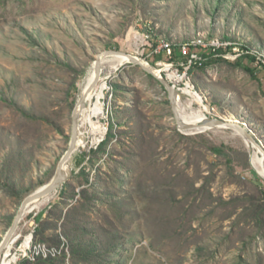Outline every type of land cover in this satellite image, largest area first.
<instances>
[{
    "label": "rangeland",
    "instance_id": "rangeland-1",
    "mask_svg": "<svg viewBox=\"0 0 264 264\" xmlns=\"http://www.w3.org/2000/svg\"><path fill=\"white\" fill-rule=\"evenodd\" d=\"M199 38L228 43L231 61L244 49L257 60L190 68L180 51ZM107 50L175 72L182 80L171 83L198 93L206 117L236 118L264 148V0H0V243L22 201L54 176L81 86ZM103 81L105 134L96 142L79 126L75 173L18 222L15 264H264V178L243 138L180 131L168 91L137 64ZM38 244L59 253L43 263Z\"/></svg>",
    "mask_w": 264,
    "mask_h": 264
},
{
    "label": "bare ground",
    "instance_id": "bare-ground-1",
    "mask_svg": "<svg viewBox=\"0 0 264 264\" xmlns=\"http://www.w3.org/2000/svg\"><path fill=\"white\" fill-rule=\"evenodd\" d=\"M111 59L112 60L110 62L114 65V67L111 69H108L106 71L103 70V72L100 76H99V74L97 75V73L95 72L94 66H93V69L88 73L86 79L84 80V82L81 86V92L79 95V98L81 97V95H85V97L87 98L80 108L79 126L86 123L90 127L89 133L91 135H93V139L96 142L102 140V138L105 134V130H106L104 125L101 123V120L104 116V107H103L102 99L104 97V93L106 90V83L103 81V79L111 76L113 74V72L116 69H118L119 66H121L123 63L129 62L130 56L125 55V54L112 55ZM168 78L173 80V81L182 80V77L179 76L178 74H176L175 72H170L168 74ZM182 95L187 96L186 101H182ZM176 99H177L179 114H180L181 120L183 122L190 123V124H198V123H201L204 121V119L206 117L205 112L207 113L208 106L207 105H199V104H201L202 99L198 93H196V92H194V91H192L186 87V88L181 89L180 92L179 91L177 92ZM93 100H94V102H93ZM194 103L198 104V106H199L198 109L192 108V105ZM226 120L238 122L237 119L234 117L227 118ZM196 131L202 132L205 130H203V128H200V129L194 130L192 132H188V133H194ZM235 133H236V135L241 136L238 132L235 131ZM243 141H244V144L249 149L252 150V152H251V164H252V166L257 171V173L264 178V157H263V154L250 141H247L244 138H243ZM81 146H82V133L79 132L76 150L71 156L70 165L74 164L76 156L80 153V147ZM46 197H44V198H46ZM44 198H42V199H44ZM39 202H40V200L34 202L33 204L36 206V204H38ZM10 240L7 242V245L4 249H7V247L9 246ZM30 242H31V235H28L21 245V250L27 251L30 247ZM16 261H17V257L15 255L10 256L9 250L7 249L4 253L3 258L0 261V264H15Z\"/></svg>",
    "mask_w": 264,
    "mask_h": 264
},
{
    "label": "water",
    "instance_id": "water-1",
    "mask_svg": "<svg viewBox=\"0 0 264 264\" xmlns=\"http://www.w3.org/2000/svg\"><path fill=\"white\" fill-rule=\"evenodd\" d=\"M125 54L130 56V61L134 64L141 66L147 73L155 77L168 91L170 103L172 105L173 113L175 115V120L177 123V127L182 132H192L194 130L203 128V130L213 129V128H228L238 132L245 140L250 141L258 150L263 154L264 157V148L261 143L256 139V137L252 134V132L248 129V127L240 122H234L231 120H226L222 118H209L205 117L204 121L198 124H190L185 123L181 120V116L178 110V104L176 95L178 90L175 88L174 84L171 83L170 79L166 75H162L160 70H157L155 67L151 66L147 62L143 61L141 58L132 55L130 53H126L119 50H107L103 51L97 56V59L94 63V69L97 75L99 76L103 72V68L101 67L102 57L109 56V55H121ZM87 98L85 95H81L78 98L75 107L72 113V134L69 143V147L66 153L61 158L57 169L55 171L54 176L52 179L39 189H37L32 194L28 195L21 203L18 212L16 213L13 222L7 231L5 237L0 243V258L3 249L6 247L7 242L11 239L15 229L18 225V222L21 220L25 212L27 211L28 207L36 201L41 200L42 198L52 194L53 192L57 191L59 187L67 183L74 175L76 166L70 165V160L72 154L76 150V145L79 137V117H80V108L83 105ZM197 132V131H196Z\"/></svg>",
    "mask_w": 264,
    "mask_h": 264
},
{
    "label": "trees",
    "instance_id": "trees-1",
    "mask_svg": "<svg viewBox=\"0 0 264 264\" xmlns=\"http://www.w3.org/2000/svg\"><path fill=\"white\" fill-rule=\"evenodd\" d=\"M229 51H231V47H228ZM198 49V50H197ZM197 50V51H196ZM196 51V52H195ZM226 50L223 48L218 49H212V48H202L200 46H194V45H188L187 46V52L186 54H182V51H180L181 55H186L189 60L191 59L192 54H196L199 58L198 59H192V61L189 63V67L193 64L205 66L211 63L215 62H228L233 64L234 66H242V60L248 59L251 62H254L257 60V57L247 52V49H244L241 53H238L236 58L231 61V58L225 56ZM187 60V59H186ZM260 66L262 69H264V61L262 59L258 60ZM185 64L188 63V61H184ZM245 69L249 70L250 73L254 75V71L244 66ZM150 77H153L149 74ZM107 142L103 141V144H106ZM209 149L215 154V155H225L227 157V161H230L231 158L228 156V154L225 152V149L222 146H210ZM262 194L264 195V189L262 190ZM36 220H39V216L35 217ZM88 257H85V259ZM52 262V258H46L43 260V263H50Z\"/></svg>",
    "mask_w": 264,
    "mask_h": 264
},
{
    "label": "built area",
    "instance_id": "built-area-1",
    "mask_svg": "<svg viewBox=\"0 0 264 264\" xmlns=\"http://www.w3.org/2000/svg\"><path fill=\"white\" fill-rule=\"evenodd\" d=\"M188 45H194V46H200L202 48H212V49L224 48V47L229 46L228 43H221L218 41H210L207 43L203 39L199 38V39L192 41L191 43H186L185 45H183L182 50H181L183 54H186ZM164 46H165L168 54H170L171 53L170 45L165 44ZM198 58L199 57L196 54H192L190 62L192 61V59H198ZM32 248H33V250H32L33 254L38 255V256H43V257L55 256L57 253H59V251L57 249H55L53 247H47L44 244L43 245H41V244L33 245ZM29 249H30V247H29Z\"/></svg>",
    "mask_w": 264,
    "mask_h": 264
}]
</instances>
